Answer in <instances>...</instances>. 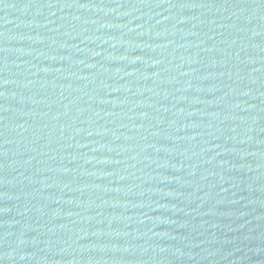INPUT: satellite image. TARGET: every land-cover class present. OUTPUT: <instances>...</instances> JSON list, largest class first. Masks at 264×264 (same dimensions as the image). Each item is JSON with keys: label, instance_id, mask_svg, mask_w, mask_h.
Returning <instances> with one entry per match:
<instances>
[{"label": "water", "instance_id": "1", "mask_svg": "<svg viewBox=\"0 0 264 264\" xmlns=\"http://www.w3.org/2000/svg\"><path fill=\"white\" fill-rule=\"evenodd\" d=\"M0 264H264V0H0Z\"/></svg>", "mask_w": 264, "mask_h": 264}]
</instances>
